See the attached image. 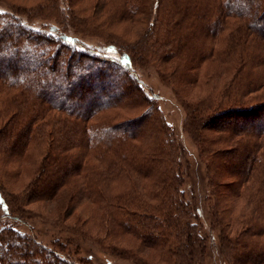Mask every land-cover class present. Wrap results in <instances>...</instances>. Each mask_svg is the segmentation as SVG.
Wrapping results in <instances>:
<instances>
[{"label": "trees", "instance_id": "obj_1", "mask_svg": "<svg viewBox=\"0 0 264 264\" xmlns=\"http://www.w3.org/2000/svg\"><path fill=\"white\" fill-rule=\"evenodd\" d=\"M251 1L150 0L154 15L148 20L149 33L140 35L139 50L130 47L129 53L119 52L120 58L79 47L69 51L76 36L70 40L65 33H41L0 12V164L17 160L32 140L42 146L37 169L20 195L8 197L0 188L2 214H16L15 223H26L25 217L42 218L27 216L19 207L48 201L61 186L70 185L75 187L67 200L70 205L82 198L99 202L102 212L96 219L104 228L95 242L100 246L108 239L104 248L109 255L131 264H206L209 249L202 224L182 190L185 172L179 144L166 137L155 110L124 126L92 125L89 120L105 98L101 87L112 82L101 79L102 64L127 71L143 52L163 72L162 63L173 62V86H191L199 66L215 57L230 76H220L221 85L203 95L180 99L185 126L204 165L211 218L207 226L218 236L217 249L225 264H264V0ZM144 2L120 0L117 20L134 21V15L143 13ZM61 50L69 53L64 67L57 59ZM21 54L33 66L19 58ZM74 57L79 72L71 67ZM126 80L112 85L125 93L132 81ZM96 87L99 92L93 94L91 88ZM60 88L63 98L57 94ZM250 96L260 98L246 102ZM145 101L142 97L139 104ZM210 112L215 115L207 122ZM225 120L229 126L212 129L215 122ZM207 130L224 134L212 140ZM216 141L226 146L216 147ZM112 182L118 183L111 186ZM68 229L76 237L88 236L77 224ZM118 232L134 236L140 244L119 245L109 238ZM61 241L70 243L66 237L55 243L62 247ZM140 247L155 250L156 257ZM91 260L86 256L80 264H93ZM0 264L75 263L4 221Z\"/></svg>", "mask_w": 264, "mask_h": 264}, {"label": "rangeland", "instance_id": "obj_2", "mask_svg": "<svg viewBox=\"0 0 264 264\" xmlns=\"http://www.w3.org/2000/svg\"><path fill=\"white\" fill-rule=\"evenodd\" d=\"M119 1L73 0L72 4L69 5L66 0H53L51 2L50 0H0V12H6L13 18L19 19L25 26L41 33H51L52 35L65 33L70 40L72 36H76L74 38L75 42L73 39V44L76 45L70 47L69 51L83 48V50L90 53H92L91 50H94L110 57L120 58L119 52L127 51L129 53L130 47L139 50V47L142 46L140 37L149 33L148 20L149 18L152 19L154 12L149 6L150 0H145L143 13L134 15V21H118L117 18L121 13V9L116 6V3ZM255 1L253 0L251 3ZM50 26H55L56 30L53 31ZM229 28L227 27L222 32L224 38L229 32ZM109 43H113L117 49L110 46ZM218 46L221 47L222 44L219 43ZM10 49L11 47L7 48V51ZM63 51L61 50L57 56L60 67H64V59L69 54L68 51L67 53ZM20 56L19 58L23 59L24 62L33 66L31 59L24 57L23 54ZM77 60V57H74L71 67H74L73 65L77 66ZM130 64L132 68L127 71L115 68L114 65L102 64L103 76H101V79L106 80L108 78L112 82L106 83L108 84L107 87H101L100 93L104 94L105 98L101 99L102 103L99 104L101 107L89 120V124L102 123L104 125L103 123L106 122H118L124 126L129 123V120L144 117L151 110H155L161 124L166 129V137L174 138L175 142L179 144L181 162L185 172V183L182 185V190L185 192V198L192 203L199 223L202 224V233L209 249L206 264H225L217 249L218 236L210 231L207 226L210 225L211 218L208 208V187L206 186L204 165L198 156V146L185 126L186 114L181 106L180 99L191 100L205 94L212 88H218L221 85L218 78L220 76L229 77L231 72H222L224 64L218 62L215 57H211L197 69V79L194 84L191 86L182 84L173 86V80L170 79L174 67L173 62L162 63L165 68L163 72L153 62L152 57L142 52L139 54L138 59H133ZM76 66L72 68L74 72L82 70L76 68ZM130 71L134 72L141 81V88L138 87L137 80L131 77ZM128 78L132 81L127 83L125 93L122 90H115L112 85L113 81L127 82L126 79ZM136 88L139 89L140 93ZM97 90L99 92L97 87L91 88L93 94ZM57 92L63 98V89L60 88ZM152 94H155V96L152 97ZM142 97L147 99V102L139 104ZM259 98V96H250L245 101L251 103L258 101ZM70 99L66 101L72 102L73 100ZM129 99H133V101L129 102ZM211 115L214 116L215 113L210 112L207 122L212 120ZM123 122L124 124H122ZM226 122V120L215 122L211 125L212 129L229 126L230 124ZM131 129L132 127L128 130ZM223 134L214 130L206 131V136L212 140H216V137ZM40 143L39 140H32L21 157L16 158L17 160H11L6 166L0 164V188L6 196L18 197L21 190L33 177L40 161V150L42 148ZM225 146L224 142L216 141V147ZM117 183L112 182L111 186ZM74 189L75 187L70 185H63L57 190L56 195L48 201H34L21 205L19 208L27 212L25 215L33 214L42 217H25L26 223H15L14 216H17L16 214L10 213L5 217L2 214L3 208L0 206V224L7 221L18 231L34 235L35 239L42 245L48 249H53L59 257H64V259H68L75 264H80L86 256H92L91 261L93 264H131L125 259L108 254V251L104 248V243L108 239H105V242L100 246L95 242L96 238H102L101 235H103L100 231L101 228H104L100 227L102 222L96 219L100 216L102 208L99 206L98 201L92 202L87 198H82L75 204L71 203L70 205V202L67 203L69 195L72 194ZM74 224L88 232L86 239L79 235L76 237L74 233L69 231L68 228ZM116 234L117 236L113 234L109 238L118 241L119 245L131 244L137 246L140 244L138 239L128 233L120 235L118 232ZM63 237L70 239V243L66 245L61 241L63 245L59 247L55 240H58V238L63 239ZM77 246L80 249L75 252ZM140 249L150 257H156L157 255L155 250L152 251L143 247H140Z\"/></svg>", "mask_w": 264, "mask_h": 264}]
</instances>
